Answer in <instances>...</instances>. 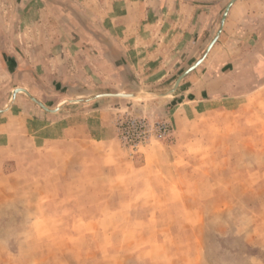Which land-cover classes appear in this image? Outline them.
I'll list each match as a JSON object with an SVG mask.
<instances>
[{
    "label": "rangeland",
    "instance_id": "374dc122",
    "mask_svg": "<svg viewBox=\"0 0 264 264\" xmlns=\"http://www.w3.org/2000/svg\"><path fill=\"white\" fill-rule=\"evenodd\" d=\"M136 1L0 0V110L16 88L49 109L73 99L71 89L171 88L213 38L221 7L201 40L189 29L178 44L183 18L170 15L148 47H136ZM202 1L149 6L158 23L165 8L187 19V7ZM169 26L177 29L164 35ZM258 41L252 36L243 69L229 78L218 83L213 70L208 80L209 61L165 98L99 99L48 113L18 94L12 114L0 117L37 118L52 130L34 135L39 123L20 120L32 155L0 177V264H264V68L246 60ZM94 113L106 123L90 116L97 155L83 159L87 147L74 141L81 120L68 119ZM65 126L71 135L57 143Z\"/></svg>",
    "mask_w": 264,
    "mask_h": 264
},
{
    "label": "crops",
    "instance_id": "0c3cea01",
    "mask_svg": "<svg viewBox=\"0 0 264 264\" xmlns=\"http://www.w3.org/2000/svg\"><path fill=\"white\" fill-rule=\"evenodd\" d=\"M150 1L151 0H137L134 3L136 18L137 20L139 19V22H136L135 29L137 30L135 31V37L131 38L130 41V44H132L133 46L138 47V45L140 44L141 45L148 44L146 45L148 47L150 45V38L153 37V35H155V31L157 29H160V27L159 28L154 27L155 24L163 27L164 20L170 15L174 16V18H181V19L183 18L182 27L181 29L179 28L177 30L178 44L181 45L186 43V40L190 36L189 29L192 32H195L193 35L194 38L201 40L204 37L206 31L211 29L212 27L211 25L214 23L216 19L215 17L218 13V9H220V7L222 9L226 4V0L225 1L203 0L201 4H199L200 6H195L190 8L187 7V9H189L187 19L183 13L184 10L180 12L179 10L172 11L173 7L165 8V10L161 11V15H162L161 19L163 20L157 23V21L154 20L156 19L155 14L151 9V7L149 6ZM178 5L180 6V4ZM183 7L185 8L184 5ZM263 16H264V0H238L237 2L234 3V5L230 8L228 12L223 30L221 32L218 41L215 43V45L207 55L204 63H202V65L198 67V69L202 68V66H206L209 61L211 62L210 63L211 67L209 68V70H207L205 74L208 80L212 78L210 74H212L213 70L219 71L218 74L217 72L215 74L216 81L219 83L221 80H225L224 77L229 78L230 77L229 73H232V70L237 71L243 69L244 63L246 62L244 61L245 58L243 55L250 54L249 40H251L252 36L259 39L258 41L259 44L257 42H254V44L256 43V45L259 46L261 45V47L260 48L255 47L256 48V50L254 51L255 54L251 58L248 57V59L246 60L253 61L256 63H261L260 64L261 69L264 68V64H263L264 63V22L261 21V17ZM147 18L153 21L151 22L152 24H150V22L146 23ZM259 22L261 26L260 28L263 29V31L258 33L257 32L252 33V31L247 32L246 28L248 25L249 26L250 24L256 25ZM168 28L169 30L167 31V34L164 35H168L171 29L174 30L177 29L170 26ZM161 33H163V31H161ZM164 35L162 36L164 37ZM145 51L148 50L145 49ZM239 62L243 64L240 65L234 64ZM257 69L259 70L258 66ZM253 73H257V70L256 72L254 70ZM256 75H258V73ZM213 82L214 81H211L212 84ZM224 83L225 82H222V84ZM225 90L226 88L223 91ZM223 91L217 90V93L221 94L223 93ZM205 92L208 93V91ZM13 108L10 109L9 113H7L8 115L12 114ZM100 114L101 113H94L93 115H85V114L79 116L75 115L76 117L71 116V118L68 119V120L74 119L77 121L81 120V122L76 123L77 126H75L76 131L79 132V134H81V138H77L74 141L75 143L81 144L82 147L84 146L87 147V149L81 151V158L83 159H87L90 156L97 155L94 150L91 151L89 150V144L91 142L90 140L94 138L95 135L94 133L95 132L97 133L98 127L91 124V122L89 121H90V116L92 117L94 116L99 119V123H98L99 125H105L106 122L101 120ZM8 115H3V117H0V177L2 179H5L4 167L7 164L12 167L13 173H15L16 170L24 169V167L22 166L24 164V158L26 157V155L27 154L32 155L31 150L29 148V144H27V142L29 141L27 140V136L25 134L27 132L26 128L24 127L25 123L23 125H20L22 123L20 122L22 118L19 117L13 118V116L9 118ZM22 115L23 114L19 116L22 117ZM24 117L23 120L21 121L24 122L27 121V124L29 122L39 123L37 125V131L34 133V135H37L36 133H40V132L42 133L47 130L48 132H51L50 130H52V128L43 126V124L37 118L34 119L28 117L26 120V117L25 118ZM57 129L60 131H58L57 133L56 140H59L60 137H63V139L57 143H63L65 139H69L71 135L70 133L72 132L70 126L60 127ZM46 139L47 136L40 141L42 145H44ZM32 140H34L35 142L37 138L34 137L32 138ZM60 146H61L60 149L62 150L63 149L62 145ZM42 154H43L42 152L38 151L37 153L36 151V153L32 157L39 160L42 158L43 156ZM46 157L52 158V156H47V155Z\"/></svg>",
    "mask_w": 264,
    "mask_h": 264
},
{
    "label": "water",
    "instance_id": "95a60500",
    "mask_svg": "<svg viewBox=\"0 0 264 264\" xmlns=\"http://www.w3.org/2000/svg\"><path fill=\"white\" fill-rule=\"evenodd\" d=\"M215 1H223V0H215ZM237 1L238 0H226L225 6L221 9L220 20L218 22L217 30H216L213 38L210 40L209 44L205 47V49H204L203 53L201 54V56L199 57V59L195 63H193V65L188 67L184 72H182L177 77V79L174 82V84L172 85V87L169 88L166 91H162V92L147 91V93H144V94L137 93V91H131V92L124 93V96H123V95H118V92H115V93H100V94L92 95L88 90L83 89L84 91H83L82 95L78 96V95H75L74 92H72V89H71V95L74 96L73 99H66L65 101H62L61 105H59L56 110H52V109L47 108L45 105H43L38 99L32 97L27 91L20 90L19 92H15L14 94H12L13 97L11 96L10 100L6 104V107L0 110V114L6 113L7 111L10 110V108L13 106V104L15 102V99H16V97H17V95L19 93L23 94L27 99H29L31 102L35 103L42 110H44L45 112H48V113H56V112L62 110L66 105H69V104H85V103H89L91 101H95V100H99V99L133 100V99L165 98V97L175 93L177 91L181 81L189 73H191L194 70H196L205 61L207 55L209 54V52L211 51V49L213 48L215 43L218 41V39H219V37L221 35V32H222L223 27H224L225 20H226V17L228 15V12H229L230 8ZM128 79H129V82L132 81L135 84L137 83L133 79L132 74H131L130 71H128Z\"/></svg>",
    "mask_w": 264,
    "mask_h": 264
},
{
    "label": "bare ground",
    "instance_id": "6f19581e",
    "mask_svg": "<svg viewBox=\"0 0 264 264\" xmlns=\"http://www.w3.org/2000/svg\"><path fill=\"white\" fill-rule=\"evenodd\" d=\"M198 60V59H197ZM196 60V61H197ZM195 61V62H196ZM134 85V84H133ZM135 88H137V89H139V86L138 85H135ZM20 90H24V91H26L25 89H23V88H16V89H14L12 92H11V95H10V98H11V96L13 97V95L12 94H14L15 92H19ZM83 91L84 90H82V89H76V91L74 90V94L75 95H82V93H83ZM134 91H137V93H140V94H144V93H147V91H139L138 92V90H134ZM29 93V92H28ZM77 93V94H76ZM87 93V92H86ZM20 94V93H19ZM31 95V94H30ZM118 95H123L124 96V93H118ZM32 96V95H31ZM33 97V96H32ZM10 100V99H9ZM59 105H61V103L59 104ZM58 105V106H59ZM58 106H56L55 108H53L52 110H56L57 108H58ZM6 107V106H5ZM4 107V108H5Z\"/></svg>",
    "mask_w": 264,
    "mask_h": 264
}]
</instances>
